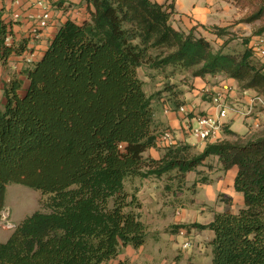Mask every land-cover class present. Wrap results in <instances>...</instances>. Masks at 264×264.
<instances>
[{
	"label": "trees",
	"instance_id": "16d2710c",
	"mask_svg": "<svg viewBox=\"0 0 264 264\" xmlns=\"http://www.w3.org/2000/svg\"><path fill=\"white\" fill-rule=\"evenodd\" d=\"M228 1L249 11L239 24L254 29L240 56L224 52L231 38L216 51L196 29L177 31L172 6L82 0L90 19L64 24L42 60L4 86L0 222L10 185L51 199L49 212H36L0 243V264H129L119 258L125 249L146 244L148 227L138 192L126 189L128 181L153 177L184 186L210 158L225 173L237 170L234 189L243 207L236 214H216L208 225L176 229L212 231V264H264V131L240 137L224 126L222 138L206 143L200 154L179 142L164 148L160 160L146 157L158 148L163 131L158 133L155 98L146 94L139 69L230 79L242 93L264 98V65L255 61L251 46L252 38L264 36V0ZM211 31L218 38L231 35L228 28ZM8 35L9 26L1 23L4 64L26 51V42L6 46ZM183 106L174 103L170 111Z\"/></svg>",
	"mask_w": 264,
	"mask_h": 264
},
{
	"label": "rangeland",
	"instance_id": "374dc122",
	"mask_svg": "<svg viewBox=\"0 0 264 264\" xmlns=\"http://www.w3.org/2000/svg\"><path fill=\"white\" fill-rule=\"evenodd\" d=\"M221 1L230 5L229 25L224 28H228L231 35L218 38L211 31L216 26L202 27L201 31L197 30L198 27L193 29H196L197 37L205 38L216 51L221 49L225 42L231 38L232 41L224 49V52L240 56L245 50L244 40L250 38L254 32L251 25L239 24L241 20L245 19L249 11L241 9L231 1ZM172 23L174 22L171 21ZM180 32L189 34V32H184L183 28L180 29ZM261 39L264 40V36L262 38H254L251 46L256 45ZM254 58L257 63L264 65V58L257 54ZM138 75L144 84L146 94L155 98L153 108L158 123V133L169 130L178 142L190 140L191 143H195L194 140L196 139L191 137L184 126L183 120L178 131L182 136L178 137L176 131L168 126L165 110H172L174 103L182 102L188 114H192L193 117L211 115L202 113L200 109H192V104L197 101L194 96L198 92L197 87H200V84H195V79L189 75H184L180 72L173 73V69L170 68L165 71H158L145 67L139 69ZM211 78L213 80L207 84H210L211 87L218 86L216 78ZM202 103L208 104L210 101L202 97ZM226 105L229 109L227 119L233 116L241 120L243 124L252 121L254 125L249 131L252 135L264 131V122L256 123L255 120V115L264 113V110L258 109L255 115L245 117L243 112L249 103L247 105L236 104L231 99H226ZM236 109H240L242 112L240 111V114H237L234 112ZM181 116L184 119V115ZM226 120L223 121L224 126ZM262 126L263 128L261 129ZM191 143L186 144L190 145ZM190 146L193 147L191 154L201 153L199 149L201 145L191 144ZM164 148L167 147L159 141L158 148L150 150L146 157L160 160L163 157ZM171 176H175V174ZM232 179L233 174L223 172L218 159L210 158L196 172L189 174L184 186L170 182L167 179H156L153 177L148 179L135 178L128 181L126 189L129 193L138 192V198L142 204V221L146 226H151L150 229H152L156 237L154 246L152 244L137 252H125L128 261H134L133 264H209V248L206 247L209 241L207 233L204 232L201 237L196 238L194 230L187 233L184 228H176L193 226L198 223L208 225L214 220L218 211H224V209L231 208L237 213L241 207V199L239 200L233 194L234 188L230 187L233 182ZM167 186H170L169 190H167ZM50 199V196L44 195L40 191L32 190L22 185H10L7 188L6 208L2 213L0 222V243L7 242L15 230L36 212H49L47 204ZM181 232L184 233V236H181ZM149 238H153L151 233L148 235ZM184 239L188 240L189 246L184 245ZM200 243L203 244V247L205 244L206 249L201 247Z\"/></svg>",
	"mask_w": 264,
	"mask_h": 264
},
{
	"label": "crops",
	"instance_id": "0c3cea01",
	"mask_svg": "<svg viewBox=\"0 0 264 264\" xmlns=\"http://www.w3.org/2000/svg\"><path fill=\"white\" fill-rule=\"evenodd\" d=\"M43 1V5L39 6L38 3ZM159 5H164L166 7H174V13L172 15L171 21L173 27L180 31L183 28L184 32H190L193 28L198 27L197 30L201 31L202 27L207 26H216L220 28L227 27L229 17L231 15L230 5L223 3L221 0H153ZM49 13L51 17L50 26L42 33L39 39H35L32 36V30L37 26V22L39 18H41L45 13ZM15 15H19L21 20L16 22L14 21ZM90 19V12L86 4L82 2V0H0V24L3 23L9 26V30L12 32V44L16 47L20 46L24 42H26V51L22 55H13L7 64H4L1 60V47H0V94L3 91V88L6 84L10 83L11 80L16 76H21L22 70H24L28 65L37 63L42 60L45 53L47 52L49 46L52 41L55 39L59 29L66 24L68 21H72L78 25L83 24L84 22ZM201 27V28H200ZM254 39V38H253ZM253 43V40H252ZM31 59V63L28 61ZM22 78V77H21ZM213 80L211 77H207L206 79L197 78L194 80L195 84H200V87H197L198 92L194 96V99L197 98V101H194L192 104V109L201 110L202 113L211 114L216 116L217 113L212 106V98L215 94L226 93L228 94V99L232 100L234 103H241L242 105H247L250 101V98L255 95L254 92H246L242 93L237 83L230 79L224 78H216L218 81V86L211 87L210 84H207L209 81ZM221 81V82H220ZM220 82V83H219ZM28 85V83L26 82ZM202 97L207 98L210 103L205 104L202 103ZM241 105V106H242ZM242 108V107H241ZM192 115V114H191ZM165 116L168 120V126H170L176 134H179V129L182 124V116L177 112H166ZM193 116V115H192ZM257 118V119H256ZM256 123L264 122V113H260L255 115ZM225 127H228L230 131L234 132L236 135L240 137L250 136L252 135L250 129L254 124L248 122L243 124V122L239 119L230 116L229 119L225 122ZM258 126V125H257ZM259 128V127H258ZM263 126L261 127V129ZM254 132V131H253ZM257 133V132H256ZM223 138L225 139V135L223 134ZM188 141V142H187ZM180 141V143L186 144L191 143L190 140ZM194 144H199L201 147L199 148L201 152L204 151L206 143L199 142L194 140ZM190 144V145H191ZM233 174V182L230 185L234 188V180L237 175V170L228 172ZM236 197L241 199V207H243V196L237 193L234 189V193ZM231 210L232 213L236 214L231 208L227 209ZM218 211V213H223L227 211ZM238 210V211H239ZM237 211V213H238ZM200 224V223H198ZM205 225V224H201ZM148 227V235L152 234L153 238L147 237L146 244L135 250L131 247L125 249L124 253L121 255L119 260L121 262H128L129 264H133V262H129L128 258L125 255V252L129 253V251H140L145 247L155 244L156 237L155 233L152 232L151 226ZM196 232V238L201 237V235L206 232L209 241L206 244V247L209 248V264H212L211 257V247L209 243L214 239V233L212 231H200L198 229L192 228L189 232L185 229V232L190 233L191 231ZM154 231V229H153ZM181 236H184V233L181 232ZM188 240L184 239V245L187 244ZM201 247H203V244ZM205 244L204 247L205 248ZM202 248V249H203ZM149 261V260H148ZM148 263V262H147Z\"/></svg>",
	"mask_w": 264,
	"mask_h": 264
},
{
	"label": "built area",
	"instance_id": "2783aa9c",
	"mask_svg": "<svg viewBox=\"0 0 264 264\" xmlns=\"http://www.w3.org/2000/svg\"><path fill=\"white\" fill-rule=\"evenodd\" d=\"M39 6L43 5V1L38 3ZM14 20L16 22L21 20L19 15H15ZM51 17L47 12L37 22V26L32 30V36L35 39H39L42 33L50 26ZM6 46L12 45V38L10 35L6 37L5 40ZM255 53L264 58V40L261 39L259 42L253 46ZM31 63V61H28ZM228 95L226 93L215 94L212 98V106L215 109L217 115H203L200 117H193L188 114L185 107H181L178 114L184 115V126L187 128L189 134L194 139L203 142V143H215L222 138V132L224 128V123L229 116V109L226 105V99ZM264 110V98L258 95L253 96L250 99L248 107L244 110L243 114L245 117L255 115L257 111ZM240 109H236L234 112L240 114ZM166 112H170L169 109ZM242 112V111H241ZM159 141L167 148L175 147L178 145V141L171 131H164L160 133ZM186 246H189L187 243Z\"/></svg>",
	"mask_w": 264,
	"mask_h": 264
}]
</instances>
